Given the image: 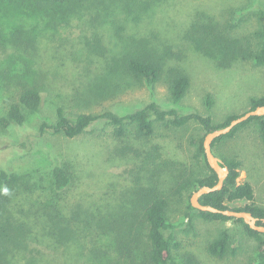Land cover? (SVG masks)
I'll return each mask as SVG.
<instances>
[{
	"label": "rangeland",
	"instance_id": "374dc122",
	"mask_svg": "<svg viewBox=\"0 0 264 264\" xmlns=\"http://www.w3.org/2000/svg\"><path fill=\"white\" fill-rule=\"evenodd\" d=\"M142 3L148 4L147 10L112 9L109 19L96 16L93 7L68 18H56L27 3L0 6L5 40L0 46V116L9 103L17 100L19 81L35 82L44 95L42 111L30 115L25 128L0 134V168L19 174L25 184L46 189L51 185L53 166L59 162L73 176L68 195L71 208L80 204L94 212L109 210L111 220L130 208V199L142 184V190L168 198L171 222L177 225L173 234L181 245L179 252L192 253L200 264H256L253 258L258 243L244 232L241 224L235 220L206 222L189 209L192 192L177 193L181 176L207 172L203 159L195 158L196 147L192 144L193 139L204 135L199 125L172 130L157 125L155 135L142 140L133 136L117 140L103 121L74 139L40 133L43 123L56 121L58 106H64L71 119L81 112L102 109L123 115L151 103L168 111L172 108L171 69L190 78V88L177 106L181 115L210 116L219 124L230 116L248 112L252 98L264 97V65H257L250 51L262 42L258 34L262 27L259 7H264V0ZM207 18L220 25L231 23L232 38L242 42L247 55L227 60L222 55L200 52L187 33L198 20ZM114 22L122 27L124 36L146 40L157 52H173L172 58L165 59L162 78L154 86L122 72L103 71L107 62L104 56H118L127 46V42L118 39ZM96 35L101 39V49L96 45ZM92 81L100 91L87 96L85 86ZM6 84L9 85L3 87ZM221 155L241 161L238 183H249L254 189L253 201L228 205L241 208L254 203L264 207V144L256 126L220 145L217 156L221 159ZM223 229L231 232L235 254L220 260L210 256L207 247ZM46 251L41 264H67L62 253L52 248Z\"/></svg>",
	"mask_w": 264,
	"mask_h": 264
},
{
	"label": "trees",
	"instance_id": "16d2710c",
	"mask_svg": "<svg viewBox=\"0 0 264 264\" xmlns=\"http://www.w3.org/2000/svg\"><path fill=\"white\" fill-rule=\"evenodd\" d=\"M27 3L40 12L52 16L68 18L93 7L102 18H110L112 9L134 12L145 11L147 3L142 0H0L1 5ZM0 11H2L0 9ZM113 11V12H114ZM95 19V18H94ZM259 21L262 24L258 33L262 42L251 49V59L260 66L264 65V7H259ZM0 16V46L4 43ZM232 24L220 25L213 18L197 22L187 33L200 52L207 55H222L227 60L247 55L242 42L234 40L231 35ZM113 28L121 42H127L125 50L118 56L106 58L103 71L122 72L131 78L145 82L149 86L157 84L163 75L165 59L172 58L169 49L157 52L150 42L124 36L122 27L115 23ZM96 45L101 49V39L95 36ZM102 51V50H101ZM169 92L172 102L170 110H163L157 103H151L141 110L118 115L111 110L81 112L71 119L64 106L56 108V121L43 123L40 133L51 132L74 139L84 135L98 122H105L112 128L111 135L117 140L128 137L150 139L155 135L157 125L163 128L181 129L190 124H197L204 132L198 140L193 139L196 147L195 158L203 159L207 172L200 175L180 177L177 193H190L191 197L199 188L213 187L218 182L217 174L207 163L203 141L205 136L217 129L228 126L233 120L244 115L230 116L225 122L216 124L212 117L200 114L181 115L178 104L190 88V78L178 69L170 70ZM2 83V82H0ZM21 90L16 101L9 103L0 116V134L25 128L30 115H38L44 106V95L35 82H21ZM9 84L3 85L7 87ZM87 96L97 95V84L89 82L86 86ZM264 105V97L252 98L250 110ZM88 106L86 109H89ZM248 111V112H249ZM247 113V112H246ZM256 126L264 144V117H253L237 126L231 133L213 143L217 156L219 146L235 139L241 132ZM152 157H154L152 155ZM224 165L230 173L221 191L204 195L200 202L220 210L246 211L260 220L264 225V207L254 203L241 207H230L228 203L240 200L253 201L254 189L249 183L239 185L238 179L242 163L235 157L221 155ZM51 185L44 189L34 184L24 183L19 174L6 168H0V264H41L47 251L53 249L67 258V264H200L192 253L179 252L181 245L174 236L177 225L171 222L169 200L164 195L142 190V184L130 199V208L123 210L116 220L105 211L84 209L77 204L69 205V191L73 185V176L66 167L56 162L51 172ZM142 183V181H141ZM39 192V197L36 193ZM190 197V200H191ZM189 209L197 212V217L206 222L226 223L232 220L242 225L244 232L258 245L253 262L264 264V234L249 228L243 220L226 217L222 214L201 212L194 209L189 201ZM190 216L189 214H187ZM166 232H170L169 235ZM232 235L229 229H223L209 243L207 251L210 256L225 259L232 250ZM44 245L43 248L40 245ZM74 251L76 253L74 254ZM74 254V255H73Z\"/></svg>",
	"mask_w": 264,
	"mask_h": 264
},
{
	"label": "water",
	"instance_id": "95a60500",
	"mask_svg": "<svg viewBox=\"0 0 264 264\" xmlns=\"http://www.w3.org/2000/svg\"><path fill=\"white\" fill-rule=\"evenodd\" d=\"M264 24V23H263ZM253 117H264V105L257 107L255 110H251L244 115L233 120L228 126L220 128L208 133L203 141V147L205 152V157L210 168L217 174L218 182L213 187L204 186L199 188L196 192L193 193L191 197V205L194 209L201 212H210L215 214H222L229 218H234L237 220H243V222L249 226L250 229L264 234V225H260V220L253 216L252 213L246 211H234L231 209L220 210L212 206H206L201 204L200 199L207 194L218 192L223 190L225 182L229 176V169L224 165L223 160H221L213 151V143L231 133L237 126L247 122ZM264 223V219L262 220Z\"/></svg>",
	"mask_w": 264,
	"mask_h": 264
}]
</instances>
